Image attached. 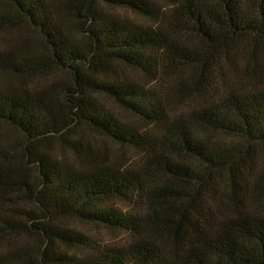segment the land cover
<instances>
[{
	"label": "trees",
	"instance_id": "obj_1",
	"mask_svg": "<svg viewBox=\"0 0 264 264\" xmlns=\"http://www.w3.org/2000/svg\"><path fill=\"white\" fill-rule=\"evenodd\" d=\"M4 1L38 32L49 60L22 69L0 54V123L9 128V135L0 132V190L23 191L35 205L26 220L21 210L12 211L15 220L7 227L26 232L28 244L0 255V264H264L263 77L235 66L240 39L264 40V0H179L172 16L129 2L158 21L147 29L99 11L97 0L72 7L59 0ZM66 15L85 34L83 44L66 41ZM189 37L206 51L194 53ZM219 60L232 69L227 78ZM211 61L219 74L215 92L226 93L225 103L204 107L192 122L179 113L170 118L160 99L120 85L126 71L156 80L180 67L201 75ZM48 67L66 76L53 84ZM8 77L47 82L4 93ZM228 77L244 80L236 84L249 87L252 100L235 97ZM204 89L177 92L209 101L208 92L199 94ZM119 111L137 119L140 130L122 121ZM80 128L113 140L120 165L107 164V151L83 137L69 139ZM115 195L134 207L148 201L150 214L141 223L110 208L85 215L86 206ZM74 215L102 218L109 229L125 233L124 251L67 256L57 241L69 237L55 222ZM184 228L193 241L167 258L154 238L182 235ZM37 237L38 246L32 245Z\"/></svg>",
	"mask_w": 264,
	"mask_h": 264
},
{
	"label": "rangeland",
	"instance_id": "obj_2",
	"mask_svg": "<svg viewBox=\"0 0 264 264\" xmlns=\"http://www.w3.org/2000/svg\"><path fill=\"white\" fill-rule=\"evenodd\" d=\"M59 1V3L64 4V6L71 5L72 7L74 5H79L77 2L78 0ZM129 2H133L139 7L146 6L152 10V12H156L159 15L172 16L175 5L179 0H97L96 8L106 15L112 16L120 21L128 20L144 29L155 26V24L158 23L155 19L147 17L137 10L135 11ZM62 20L63 25L61 26L66 41L73 45L83 44L85 42V34L74 23V18L66 15L63 16ZM188 43V47L190 48L191 46L194 53L206 51L201 44L197 42L191 43L190 37L188 38ZM228 44L234 47L231 43L228 42ZM238 45L237 47L240 51L238 52L239 58L238 61L235 62V66H238L242 71L247 69L248 73L263 77L260 82L264 84V40L255 42V40L252 39H240ZM245 53H248V55ZM0 54L7 56L13 64L20 65L22 69L32 63L39 66L41 64H47L49 60L44 45L38 37V32L29 27L26 22L19 20L18 14L9 3L4 0H0ZM38 58H42L41 62L36 60ZM220 63L223 65L227 78L232 69L226 68L224 62L220 61ZM210 72L215 76L211 77L210 74V78ZM47 74L49 78L47 77L48 75L46 77L49 80L51 79L53 84L66 76L65 72L53 67H48ZM46 77L20 81L8 77L6 79L7 82L1 84V89L4 93H9L10 90L14 88H29L37 81L41 84H46ZM120 78V85L141 90L147 95L163 101L167 105L169 117L173 119L174 116H176L175 114L179 113L186 121L192 122L194 121L193 117L204 107L214 108L218 105L222 106L225 103L224 97L226 93L223 92V94L219 95L215 92V88L219 85V74L217 65H213L212 61L208 63V68L201 75L199 72L193 73L192 70L180 67L177 68L174 73L173 70H169L166 75H162L161 72L157 80L134 71H126L124 74H121ZM0 79L4 80V77H0ZM236 80L244 81L241 78L233 79L228 77L229 89L233 91V95L245 101L252 100L251 95L253 94L249 87L237 86ZM184 86L190 89L205 88L199 94L208 92L207 97L209 101L201 97L192 99L179 97L177 90ZM209 103H214V105H209ZM118 113L123 115L121 118L122 121L131 126H135L136 130H140V123L137 119L122 111ZM7 128L0 123V132L2 135H9V128ZM80 137H83L90 147L100 151H107V164L117 163V165H120L118 147L114 144L113 140L106 139L93 131L91 132L88 129L81 128L77 129L75 134L69 136V139L77 140ZM201 137H203V135H199V138ZM53 147L56 149L54 154L56 153V156H61L63 152L57 149L56 145H53ZM123 171L124 170H120V172ZM1 176H4V173H1ZM0 181H3L2 178H0ZM23 196L24 192H20L18 189L0 190V255L13 252L19 247L25 249L28 244L29 236L26 232H12V230L7 227L10 220H15L11 217L13 210H21L25 213L22 220H26L29 214L35 215V205L25 201ZM146 203L147 207H134L125 200L123 196L115 195L110 197L109 200H103L100 204L96 203L92 207L86 206L84 213L86 215L87 212L92 213L93 209L104 210L110 208L119 215H122L125 219H131L137 223H141V220L150 214L148 201ZM19 219L20 215L18 220ZM55 223L61 226L60 231L69 237L66 242L58 244L57 241V246H59L60 250L67 254V256L73 259L92 257L99 253L120 252L125 249L127 235L109 229L102 218L91 220L87 217L74 215L68 219H60ZM184 231L182 235L165 233L163 236L155 237L154 241L158 244L159 251L169 258L178 256L189 248L190 238L191 242L193 238L189 236L186 228H184ZM39 240L40 239L37 237L31 239L30 243L38 246Z\"/></svg>",
	"mask_w": 264,
	"mask_h": 264
}]
</instances>
